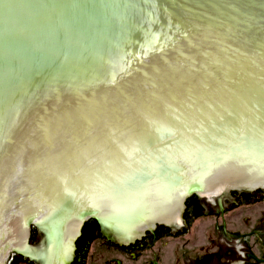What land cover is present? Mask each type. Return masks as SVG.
I'll list each match as a JSON object with an SVG mask.
<instances>
[{
  "label": "water",
  "instance_id": "water-1",
  "mask_svg": "<svg viewBox=\"0 0 264 264\" xmlns=\"http://www.w3.org/2000/svg\"><path fill=\"white\" fill-rule=\"evenodd\" d=\"M0 264L119 263L60 212L0 170Z\"/></svg>",
  "mask_w": 264,
  "mask_h": 264
},
{
  "label": "flooded vegetation",
  "instance_id": "flooded-vegetation-1",
  "mask_svg": "<svg viewBox=\"0 0 264 264\" xmlns=\"http://www.w3.org/2000/svg\"><path fill=\"white\" fill-rule=\"evenodd\" d=\"M32 226H34V225H32ZM31 227V226H30ZM29 231H30V228H29ZM29 237V236H28ZM14 253H18V252H14Z\"/></svg>",
  "mask_w": 264,
  "mask_h": 264
}]
</instances>
